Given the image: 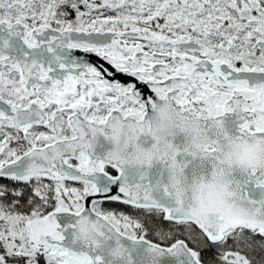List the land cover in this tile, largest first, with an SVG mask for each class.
<instances>
[{
  "label": "snow or ice",
  "instance_id": "6c2138e0",
  "mask_svg": "<svg viewBox=\"0 0 264 264\" xmlns=\"http://www.w3.org/2000/svg\"><path fill=\"white\" fill-rule=\"evenodd\" d=\"M0 264H264V0H0Z\"/></svg>",
  "mask_w": 264,
  "mask_h": 264
}]
</instances>
